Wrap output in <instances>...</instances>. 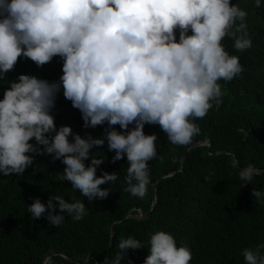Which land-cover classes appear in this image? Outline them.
Masks as SVG:
<instances>
[{"label":"clouds","instance_id":"1","mask_svg":"<svg viewBox=\"0 0 264 264\" xmlns=\"http://www.w3.org/2000/svg\"><path fill=\"white\" fill-rule=\"evenodd\" d=\"M254 5L261 7V0ZM246 17L232 0H0V80L22 57L38 67L55 57L63 60L59 82L21 74L3 92L0 173L23 175L34 164L31 154L52 156L66 166L61 181L71 182L89 202L104 200L110 190L101 185L115 183L118 175L97 177L104 159L90 153L106 140L115 152L113 163L125 155L129 162L123 190L143 198L149 161L158 155V136L146 135L145 125H158L175 146L193 142L201 131L195 121L223 103L220 81L231 82L244 72L223 41L231 38L236 51L252 47ZM61 87L81 112L84 128L107 123L104 138H82L69 126L57 129L51 113ZM116 125L124 131L115 130ZM232 166H239L235 157ZM261 174L249 164L240 169L239 179L251 184ZM252 195L256 202L264 200V191L254 189ZM57 204L61 214H56ZM28 212L33 220L46 217L57 227L65 221L63 213L73 221L88 214L84 201L68 202L61 195L51 196L47 205L34 198ZM117 247L104 264H121L129 249L144 245L129 236ZM148 247L145 264H190L193 259L191 249L178 247L165 231L152 234ZM241 255L245 264H264V243ZM44 264L52 261L46 257Z\"/></svg>","mask_w":264,"mask_h":264},{"label":"trees","instance_id":"2","mask_svg":"<svg viewBox=\"0 0 264 264\" xmlns=\"http://www.w3.org/2000/svg\"><path fill=\"white\" fill-rule=\"evenodd\" d=\"M233 4L247 12L246 23L252 47L245 51L234 50V41H223L230 55H237L244 72L231 82L220 81L224 92L219 110L213 107L203 119H197L201 131L190 144L210 139L208 144L191 149L183 170L181 159L187 146L171 144L158 125L146 124V135L158 136L157 158L149 161L150 183L143 198L132 196L123 189L129 162L124 159L112 162L114 151H109L107 141L102 147L91 150L90 156L103 158L97 168V177L104 172L115 173V183L101 185L109 189L107 199L91 202L72 188L71 182L61 181L65 165L48 155H34V164L23 175L0 173V264H44L46 257L52 264H104L111 261L118 251V242L133 236L144 245L141 249H129L121 264H145L150 255V236L165 231L174 236L177 246L187 245L193 255L190 264H245L243 249L264 243V200L256 202L253 190L264 191V172L244 185L239 171L249 164L264 170V0L261 7L254 0H232ZM191 34V33H189ZM179 34L177 33V39ZM63 60L38 67L29 59L20 58L15 69L0 80V100L10 82L21 74L59 82ZM57 129L72 128L73 134L87 139L104 138L107 123L96 128H84L82 114L63 96V88L57 94L56 106L51 113ZM115 130L123 132L119 125ZM134 125L129 126L131 130ZM73 138L69 137L71 141ZM35 144V140L30 141ZM42 148V146H40ZM229 151L232 154H217ZM239 161L232 166L233 157ZM86 166L91 159L85 161ZM175 173L172 176H167ZM157 184V204L151 217L144 220L127 219L113 224L128 213L143 214L153 205V184ZM53 195H61L72 202H85L87 215L81 221H73L63 213L62 226L51 225L46 217L33 220L28 206L39 198L47 205ZM59 208L57 204V212Z\"/></svg>","mask_w":264,"mask_h":264},{"label":"water","instance_id":"3","mask_svg":"<svg viewBox=\"0 0 264 264\" xmlns=\"http://www.w3.org/2000/svg\"><path fill=\"white\" fill-rule=\"evenodd\" d=\"M208 144L209 146H211V142H210V139H205L203 141H200L198 143H194L190 146H188L182 156V159H181V166H180V171L183 170V167L185 165V161H186V158H187V155L189 153V151L195 147H198V146H202V145H206ZM223 153H226V154H232L231 152L229 151H220L218 152L217 154H223ZM235 158L237 159V157L235 156ZM264 172V170H262V173ZM175 173H171L167 176H172L174 175ZM167 176H163V177H160L154 184H153V205H152V209L150 212L146 213V214H143L142 211L140 210L138 214H132V213H128L126 216H124L123 218L117 220L113 226H112V239H111V245H112V242H113V237L115 235V230H114V227L116 224H119V223H122L123 221L127 220V219H136V220H144V219H148L151 217V214L153 212V210L155 209L156 207V204H157V184L160 182V180L164 177H167ZM52 255L49 257L51 258ZM93 257H89L87 259V263L88 264L91 260H92ZM97 264H100L99 261H97Z\"/></svg>","mask_w":264,"mask_h":264}]
</instances>
